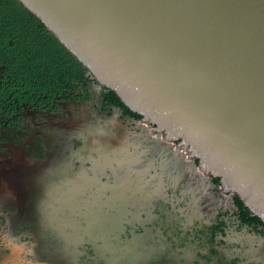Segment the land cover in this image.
<instances>
[{
	"label": "flooded vegetation",
	"instance_id": "1",
	"mask_svg": "<svg viewBox=\"0 0 264 264\" xmlns=\"http://www.w3.org/2000/svg\"><path fill=\"white\" fill-rule=\"evenodd\" d=\"M79 88L3 108L0 264H264V224L234 194Z\"/></svg>",
	"mask_w": 264,
	"mask_h": 264
},
{
	"label": "water",
	"instance_id": "2",
	"mask_svg": "<svg viewBox=\"0 0 264 264\" xmlns=\"http://www.w3.org/2000/svg\"><path fill=\"white\" fill-rule=\"evenodd\" d=\"M4 1L92 92L262 224L264 0Z\"/></svg>",
	"mask_w": 264,
	"mask_h": 264
},
{
	"label": "trees",
	"instance_id": "3",
	"mask_svg": "<svg viewBox=\"0 0 264 264\" xmlns=\"http://www.w3.org/2000/svg\"><path fill=\"white\" fill-rule=\"evenodd\" d=\"M79 87H84L88 98L89 87L83 75L55 54L0 0V118L3 108H7L6 116L10 117L18 112L17 107L51 106L58 99L68 100L70 91L82 94ZM103 100L105 104H114L107 94ZM236 201L244 205L237 197ZM243 212L249 221L258 223L247 211ZM251 212L264 224L262 218Z\"/></svg>",
	"mask_w": 264,
	"mask_h": 264
},
{
	"label": "rangeland",
	"instance_id": "4",
	"mask_svg": "<svg viewBox=\"0 0 264 264\" xmlns=\"http://www.w3.org/2000/svg\"><path fill=\"white\" fill-rule=\"evenodd\" d=\"M28 133H29V132H28ZM31 134H34V128H31V129H30V135H31Z\"/></svg>",
	"mask_w": 264,
	"mask_h": 264
},
{
	"label": "bare ground",
	"instance_id": "5",
	"mask_svg": "<svg viewBox=\"0 0 264 264\" xmlns=\"http://www.w3.org/2000/svg\"><path fill=\"white\" fill-rule=\"evenodd\" d=\"M127 135V134H126ZM85 137V136H84Z\"/></svg>",
	"mask_w": 264,
	"mask_h": 264
}]
</instances>
